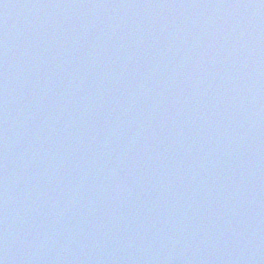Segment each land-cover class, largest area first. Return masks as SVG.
Returning <instances> with one entry per match:
<instances>
[{"label":"water","instance_id":"95a60500","mask_svg":"<svg viewBox=\"0 0 264 264\" xmlns=\"http://www.w3.org/2000/svg\"><path fill=\"white\" fill-rule=\"evenodd\" d=\"M0 264H264V0H0Z\"/></svg>","mask_w":264,"mask_h":264}]
</instances>
